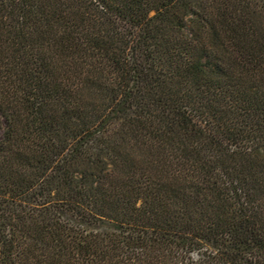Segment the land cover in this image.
Returning <instances> with one entry per match:
<instances>
[{"label":"trees","instance_id":"1","mask_svg":"<svg viewBox=\"0 0 264 264\" xmlns=\"http://www.w3.org/2000/svg\"><path fill=\"white\" fill-rule=\"evenodd\" d=\"M0 264H264V0H0Z\"/></svg>","mask_w":264,"mask_h":264},{"label":"rangeland","instance_id":"2","mask_svg":"<svg viewBox=\"0 0 264 264\" xmlns=\"http://www.w3.org/2000/svg\"><path fill=\"white\" fill-rule=\"evenodd\" d=\"M2 127H3V121L1 122V125H0V138L2 136Z\"/></svg>","mask_w":264,"mask_h":264}]
</instances>
